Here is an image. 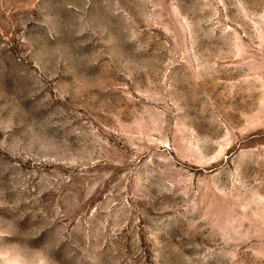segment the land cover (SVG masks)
I'll return each mask as SVG.
<instances>
[{"label": "rangeland", "instance_id": "1", "mask_svg": "<svg viewBox=\"0 0 264 264\" xmlns=\"http://www.w3.org/2000/svg\"><path fill=\"white\" fill-rule=\"evenodd\" d=\"M0 264H264V0H0Z\"/></svg>", "mask_w": 264, "mask_h": 264}]
</instances>
